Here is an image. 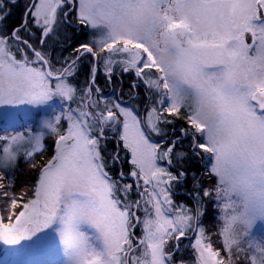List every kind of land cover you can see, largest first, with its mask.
<instances>
[{
    "label": "snow or ice",
    "instance_id": "6c2138e0",
    "mask_svg": "<svg viewBox=\"0 0 264 264\" xmlns=\"http://www.w3.org/2000/svg\"><path fill=\"white\" fill-rule=\"evenodd\" d=\"M0 246L264 264V0H0Z\"/></svg>",
    "mask_w": 264,
    "mask_h": 264
},
{
    "label": "trees",
    "instance_id": "16d2710c",
    "mask_svg": "<svg viewBox=\"0 0 264 264\" xmlns=\"http://www.w3.org/2000/svg\"><path fill=\"white\" fill-rule=\"evenodd\" d=\"M25 3V1L24 0H20V5H21V8H22V6H23V4ZM20 14L21 13H15L14 14V18H13V21H12V23H16V22H18V20H19V18H20ZM68 31L69 32H72L73 30L72 29H68ZM75 33L73 32V36H74V38H75ZM87 37H83V36H81V37H79V39H86ZM71 51V49H67L65 52H64V55H67L69 52ZM89 60H91V57H89L88 58ZM85 75H86V72L85 71H81L80 73H79V75H78V79L79 80H84L85 79ZM131 77L130 76H125L124 77V80H123V86H124V89H125V93L126 94H128L129 92H130V90L128 89V84L131 82ZM97 82H98V84H99V86H100V88H103V84L105 83V82H103V77L100 75V73L98 74V76H97ZM113 82L114 83H117V78L116 77H114V79H113ZM110 88V87H109ZM111 89V88H110ZM132 100H130V102H131ZM134 103H133V105L135 106V104H136V101H133ZM140 107H141V109L143 108V104H141L140 105ZM181 123H182V121H181ZM51 143V142H50ZM113 150V148H112V145H109V151H112ZM196 167H198V165H195V164H193V168H196ZM126 170V169H125ZM22 171H23V173L24 174H21V175H19V177H18V180H17V190H19V187L22 185V184H24V183H26L27 182V176L28 175H30V173H29V171H28V168H27V166L25 165V166H23V169H22ZM113 172H115V169H113ZM175 199L177 200V202H180V201H184V202H188V199H187V197H185V196H183V195H178V196H176L175 197ZM206 224H207V226H211V224H212V216L210 215L208 218H207V220H206ZM190 250H189V255H190Z\"/></svg>",
    "mask_w": 264,
    "mask_h": 264
},
{
    "label": "rangeland",
    "instance_id": "374dc122",
    "mask_svg": "<svg viewBox=\"0 0 264 264\" xmlns=\"http://www.w3.org/2000/svg\"><path fill=\"white\" fill-rule=\"evenodd\" d=\"M116 72H117V75H119V68L116 69ZM100 75L103 77V82H105L103 84V88H101V89L103 90V92L105 94H108L111 92V89L106 84L104 69H103L102 64L100 66ZM113 79H114V77H113ZM128 103L133 105L134 102L133 101L130 102V100H128ZM50 142H51V140H49V143ZM190 255H191V253H190ZM48 258L49 257L32 255V254L13 255L10 253H6L4 250V247L0 246V264H5V262H6V264H28V262H30V261L39 260V259H48Z\"/></svg>",
    "mask_w": 264,
    "mask_h": 264
}]
</instances>
